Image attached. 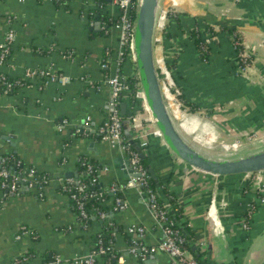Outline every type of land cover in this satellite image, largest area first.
I'll return each mask as SVG.
<instances>
[{
    "label": "crops",
    "instance_id": "obj_1",
    "mask_svg": "<svg viewBox=\"0 0 264 264\" xmlns=\"http://www.w3.org/2000/svg\"><path fill=\"white\" fill-rule=\"evenodd\" d=\"M174 2L159 3L164 7L171 4L175 11L188 13V17L203 19L217 31L221 26L236 28L252 59L251 75H237L235 42L219 32L207 38L211 50L208 58L202 60L188 38V24L185 22L177 31V26L171 24L172 33L178 35L175 47L180 51L176 85L183 87L187 100L201 106L198 113L188 112L183 100L171 98L176 108L174 116L181 112L183 115L178 126L181 134L206 153L188 135L215 132V139L227 141L251 130L262 133L264 0ZM99 8L111 16L110 21L94 12ZM116 9L113 2L106 1L104 6L97 0H68L61 5H56L55 0H0V44L9 28L15 32L12 55L0 65V72L18 77L29 68L50 67L66 77L65 81L41 85L43 78L36 76L30 79L31 85L15 93L0 94V159L16 154L25 166L51 177L44 198H39L37 192L11 195L0 188V264H11L30 252V264H75V258L91 252L95 235L108 222L116 227L114 248L120 252L113 264H170L165 251L155 252L153 259L150 254L145 260L130 252L131 240L155 246L164 239L163 227L152 216L147 194L127 186L121 192L127 206L117 210L115 195L110 192L111 197L100 205L107 210V217H94L85 226L70 197L60 191L66 178L79 175L81 156L101 166L98 181L106 191L114 184L124 187L131 175L127 152L112 146L98 132L110 112L112 90L108 79L115 74L118 59L120 31L114 27ZM154 49L155 54L160 50L165 58L163 39L158 45L154 43ZM44 50L46 54L41 53ZM126 69L124 63L122 72ZM165 97L169 98L166 92ZM126 100L120 103V112L121 106H126L125 116L122 115L128 120L125 136L131 144L134 141L141 147V156L155 173L156 178L150 175L158 186L162 184L177 195L184 209L183 220L195 233V247L206 251L203 259L209 264H258L262 258L253 247L264 233V205L257 203L259 196L252 177H218L193 169L171 151L161 131L146 120L143 127L148 144L141 146L130 120L133 108ZM88 116L90 129L78 133ZM248 181L252 183L245 187ZM251 206L252 219L259 217L258 226L244 229L243 214ZM133 224L143 226L145 234L130 235L128 227ZM23 227L29 232L21 234ZM200 241L205 242L204 247ZM98 261L103 264L104 258L99 257Z\"/></svg>",
    "mask_w": 264,
    "mask_h": 264
},
{
    "label": "built area",
    "instance_id": "obj_2",
    "mask_svg": "<svg viewBox=\"0 0 264 264\" xmlns=\"http://www.w3.org/2000/svg\"><path fill=\"white\" fill-rule=\"evenodd\" d=\"M21 2L25 0H19ZM174 5L175 0H168ZM113 5L119 10L118 20L114 22V27L119 29L120 31V45L118 50V59L116 62V72L115 74L108 79V84L111 87L112 95L111 100L109 102L110 112L106 118V120L99 126L98 132L100 136L107 140L112 146L119 147L124 150L128 154V158L131 164V175L124 187L119 186L118 184L112 185L108 192L113 193L115 195V209H125L126 202L122 198L119 193L122 192L124 188L127 186L137 188L141 193L147 194L149 198V207L152 212V216L155 220L159 222V224L163 227L164 239L158 245L155 246H147L142 244L140 241L132 240V245L130 248V252L135 254L136 256L141 257V259H146L152 253L157 251H165L169 254L170 264H201L194 256L192 251L184 246V239L179 237L177 231L172 227V222L169 219V215L171 213V205L169 203L160 206L158 201L157 193L149 188V178L150 173L144 167L141 162V153L136 150V148L131 146V143L127 140L124 133V117L120 112V103L124 98H129V86L124 80V75L122 72V66L126 61V53L129 52L130 60L136 65V56L134 52V38H135V25H136V16L139 7L140 0H113ZM171 11H175L171 6L164 7L159 3L158 11H157V19H156V33L155 40H159L157 37V31L162 35L163 30L166 27V23L168 20V14ZM135 15V16H134ZM11 22V19L8 20V23ZM15 38V32L12 28H9L6 34V38L3 43L0 44L1 52H0V65H4L7 61V57L10 54V45L13 44V40ZM208 42V40H207ZM240 44L239 40H235V47ZM239 62L236 69V74L240 76L249 77L251 75V66L252 59L250 56L242 50L238 52ZM9 60V59H8ZM162 63L159 66L162 75L166 79V85L162 86L163 92L167 93L169 98L171 95L178 97L181 94V90L176 85V82L172 78V75L165 64V58L162 57L160 60L156 59V63ZM106 66V64H104ZM0 73L1 77H4ZM29 79L35 78L36 76H45L48 79V82H57V81H65L66 77L58 74L53 68H41V69H27L25 71V75ZM6 84L7 90L12 87L11 83L4 81ZM16 84H21L18 80ZM90 84L93 85L92 82ZM139 85L137 91V97L141 101L142 111H137L131 115L130 120L132 122L133 127L136 129L137 134L141 140V146H146L148 144L147 139L145 138V129L143 127V120L151 122L155 128H157L152 114L148 108L146 103L145 94L139 81ZM42 87V86H41ZM7 90L5 93H7ZM184 104L183 101H181ZM146 114V115H145ZM91 117L88 116L83 121V126L77 129L78 133L87 132V129H90L89 122ZM64 124V123H63ZM264 129V125H263ZM159 131V130H158ZM256 134H254L255 136ZM238 138V137H237ZM240 140L237 139L235 144L230 146H225L227 149H236L238 147ZM13 161V166L9 170L7 168L8 158L0 159V188L7 191L8 194L11 195H21L22 187H26L29 190H33L37 192L39 198H44L45 188L51 180V177L48 173H41L42 171L38 170L35 167H27L24 165V162L16 157V155H10L9 159ZM83 166H86L88 172L93 171V165L83 161ZM100 169L97 170L99 172ZM248 175V174H247ZM99 175L93 178V182L98 180ZM63 186L70 192V198L76 202L77 209L79 210L80 222L82 223L88 217V211L85 206V199H98L102 202L105 199L106 192H90L88 194H81V189L87 187V184L82 181L81 178H66L63 182ZM254 188L257 190L259 194L260 203L264 204V180L261 178L254 179L253 182ZM247 212V218H243V228L249 229L250 223L249 219L253 216L254 206L250 207ZM98 215L100 218H106L107 214L104 210H99ZM112 225V223H110ZM23 233H28L29 229L26 227L22 228ZM128 232L130 235H138L143 236L145 234V228L141 225H131L128 227ZM115 235V233H114ZM202 247L205 246V242H199ZM99 248L92 250L87 256L78 257L73 260L75 264H96L98 258L101 254H106L108 252L112 253L114 250V242L107 241L104 239L102 235H99L98 238ZM59 261V259H57ZM13 264H20V258H16Z\"/></svg>",
    "mask_w": 264,
    "mask_h": 264
},
{
    "label": "trees",
    "instance_id": "obj_3",
    "mask_svg": "<svg viewBox=\"0 0 264 264\" xmlns=\"http://www.w3.org/2000/svg\"><path fill=\"white\" fill-rule=\"evenodd\" d=\"M99 4L102 5H106V1L105 0H97ZM68 0H55V4L56 5H61V4H67ZM102 8L97 9L96 12L98 15H103V17L107 20H109L111 18V16H106L105 14H103V12L100 10ZM117 11V15L115 17V20H118L119 17V10L116 9ZM95 15H93L92 17L94 18ZM135 16V15H134ZM189 14L186 12H181V11H171L168 14V20L166 23V27L162 32V39H163V46H164V50H165V64L167 66V68L169 69L172 78L174 79V81L177 84V79L178 76L176 75V68H177V64H178V60H179V55H180V51L175 47V39L177 38V34L172 33V28L171 24H175L176 30L177 28L178 30H180V28L183 27V25H185V22L188 24V28H187V35L188 38L190 39V41L193 43L194 47L196 48L199 57L203 60H206L208 58V54L211 50V45L209 44V42H207V38L208 37H214L215 35H217L219 32H223L226 33L231 41L233 40V42H235V40H239L240 44L237 46V48L235 49V52H240L242 50H244V45H243V38L242 35L240 34V32L237 31L236 28L234 27H230V26H221L220 29L217 31L214 26L203 20V19H199L196 17H188ZM187 18H190L187 20ZM110 21V20H109ZM108 21V22H109ZM174 32V30H173ZM154 43L157 45L159 42H157V40L154 41ZM12 45H10V54L7 57V61L8 59H10L11 55H12ZM170 48H173L174 50H172V52L169 54L170 52ZM0 52H1V48H0ZM42 54H46V51L44 50L43 52L41 51ZM72 57V56H69ZM238 58V62H239V57ZM126 61H125V65H126V71L123 72L124 75V80L125 82L128 84L129 86V93H130V97L127 98V103L129 105L132 106L133 108V112H137V111H144L142 110L141 107V101L140 99L136 96L137 95V91H138V87H141L139 85V74L136 68V65L130 60L129 58V52L126 53ZM6 61V63H7ZM5 63V64H6ZM236 65L235 69H237ZM159 76H160V82L162 84V82L164 81V76L161 73L160 68H157ZM2 73L1 75L4 77V79L1 77L0 79V94H4L5 91L7 90L6 88V84L4 83V81H7L8 83L12 84V87L10 89L7 90V93H15L18 89L23 88L27 85H31L32 84V80H30L27 76L21 75L18 77H13L11 75H9L8 73H4V72H0ZM58 74H60L59 72H57ZM42 77L43 79H41V85H43L44 83H46V80L48 79L45 76H39ZM20 81L21 84H16V81ZM43 87V86H42ZM181 90V94L178 95V98L183 100L184 102V106L187 109L188 112H192V113H198L201 111V106L198 105L197 103H194L192 101H189L186 99L185 94L182 92L183 87H180ZM124 126L126 124V122H128L127 119L124 118ZM131 146L134 148L135 146L131 144ZM16 155V154H15ZM10 155L5 156V158H8V162H7V168L10 170L13 166V161L11 160V158L9 159ZM17 157V155H16ZM86 161L90 164L93 165V171L92 172H88L86 166L82 165V162ZM141 162L144 165V167L149 171L150 167L148 165L147 160L141 156ZM100 165H98L96 162L89 160L88 158H86L85 156H81L78 160V168H79V175L77 177L81 178L83 182H85L87 184V187L84 189H81V194H88L90 192H106L105 193V198H110L111 197V193L104 190L101 186H100V182L97 180L96 182H93V178L97 177V170L100 169ZM41 173H45V172H41ZM150 173V171H149ZM250 175V174H249ZM237 177H243L245 175H236ZM252 182L248 181V183H246L245 187H248V185H250ZM149 188H151L152 190H154L157 193L158 196V201L160 206H163L166 203H169L172 207L171 209V213L169 215V219L172 222V227L177 231V234L179 237H182L184 239V246L186 248H188L190 251H192V253L194 254L195 258L201 263V264H209L207 263L206 260L203 259V256L205 254L206 251H200L199 248L195 247V242H194V237H195V233L193 231L190 230L189 224L187 220H183V215H184V209L180 204V201L177 198V195L172 192L170 193V189L168 187H164L162 186V184L160 186H158L157 182L150 176L149 178ZM60 191L67 194L68 196L70 195V192L68 190H66V188L64 186H62L60 188ZM35 191L33 190H29L26 187H22V191H21V195L23 194H27V193H33ZM257 194V192L255 193ZM38 195V194H37ZM119 195H121V193H119ZM257 196H259V194H257ZM70 197V196H69ZM71 199V198H70ZM258 204L260 205H264L260 203V200L257 201ZM71 204L73 206L74 211L76 212L78 218L80 219V215H79V210L77 209L76 206V202L74 200L71 199ZM101 202L98 199L92 198V199H85V206L87 208L88 211V217L82 222L83 225L88 226L90 225L92 219L94 217L99 218L100 216L98 215V211L99 210H104L107 214V210H105V208L101 207ZM251 209V208H249ZM248 209V210H249ZM264 210V209H263ZM247 214L248 212L246 211L243 215L244 217L247 218ZM259 217L257 216L256 218L249 219V223L252 226V229L257 227ZM118 231L121 230L120 228H117ZM258 230V229H257ZM116 227L115 226H111L109 224V222L107 224H105L103 226V230L98 232L95 235V243L91 249L95 250L99 248V244H98V238L99 235H102L104 237V239H106L107 241H112L114 242V238L115 235L114 233L116 232ZM256 232H254L255 234ZM132 240L130 241V245H132ZM119 253L117 250H113L112 253L108 252V253H104L101 254L100 257L104 258V263L103 264H113V262L115 261V259L118 258ZM33 253L30 252L26 255L23 256H19L17 258H20V264H30L31 260H32V255ZM14 262V261H13ZM13 262L11 264H13ZM96 264H100L99 261L97 260Z\"/></svg>",
    "mask_w": 264,
    "mask_h": 264
},
{
    "label": "water",
    "instance_id": "obj_4",
    "mask_svg": "<svg viewBox=\"0 0 264 264\" xmlns=\"http://www.w3.org/2000/svg\"><path fill=\"white\" fill-rule=\"evenodd\" d=\"M106 1L112 3L113 0ZM159 2L160 0H140L136 16L134 52L146 103L166 144L183 162L209 175L228 177L264 172V149L236 159L215 158L201 152L179 131L165 102L156 65L154 41ZM96 26L99 27L100 22ZM125 112L126 106L123 104L121 114L125 116ZM132 144L138 152H142L141 147L134 141ZM150 173L156 178L152 169ZM155 256L156 253H152L149 257L153 259ZM258 264H264V257Z\"/></svg>",
    "mask_w": 264,
    "mask_h": 264
},
{
    "label": "rangeland",
    "instance_id": "obj_5",
    "mask_svg": "<svg viewBox=\"0 0 264 264\" xmlns=\"http://www.w3.org/2000/svg\"><path fill=\"white\" fill-rule=\"evenodd\" d=\"M160 32L157 31V37L160 38ZM162 40V37L157 40V42H160ZM158 45V44H157ZM155 57L157 60H160L162 58L160 50L155 54ZM160 63H156L157 68L161 66ZM162 86L166 85V79H163ZM176 96L171 95V98H174ZM166 98L165 102L168 106L169 112L178 127L179 124L182 122L183 115L180 113L178 117L174 116L175 106L173 105V99ZM200 133V134H199ZM254 134H256L254 136ZM215 136H217V133L211 132H200L196 131L188 135L189 139L193 142H197L196 145H198L203 151H205L208 155L220 158V159H236L239 157H242L244 155L256 152L258 150L264 149V129L262 133H259L256 130L247 131L245 133L239 134V136H234L232 139H229L227 141H220L221 138L215 139ZM238 137V138H237ZM195 138V139H194ZM239 139L240 142L238 144V147L236 149H227L225 146H232L235 144L236 140ZM260 145V147H258ZM248 177H252V180L254 182V179L261 178L264 180V172H258L253 174H248ZM253 250L256 255H259L260 258L264 257V233H262V236L259 237L254 243Z\"/></svg>",
    "mask_w": 264,
    "mask_h": 264
},
{
    "label": "bare ground",
    "instance_id": "obj_6",
    "mask_svg": "<svg viewBox=\"0 0 264 264\" xmlns=\"http://www.w3.org/2000/svg\"><path fill=\"white\" fill-rule=\"evenodd\" d=\"M202 152V151H201ZM204 153V152H203ZM206 154V153H205ZM208 155V154H207ZM210 156V155H209ZM250 264V263H249Z\"/></svg>",
    "mask_w": 264,
    "mask_h": 264
}]
</instances>
